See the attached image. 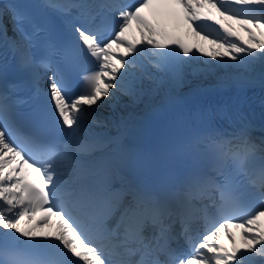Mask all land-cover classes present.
I'll return each mask as SVG.
<instances>
[{
	"label": "snow or ice",
	"instance_id": "1",
	"mask_svg": "<svg viewBox=\"0 0 264 264\" xmlns=\"http://www.w3.org/2000/svg\"><path fill=\"white\" fill-rule=\"evenodd\" d=\"M160 2L0 8V264H264V137L239 108L198 109L201 127L169 146L156 181L134 175L153 157L125 143L142 133L141 111L182 103L189 77L264 83V0H175L207 50L143 16ZM233 224L246 247L221 241Z\"/></svg>",
	"mask_w": 264,
	"mask_h": 264
},
{
	"label": "bare ground",
	"instance_id": "2",
	"mask_svg": "<svg viewBox=\"0 0 264 264\" xmlns=\"http://www.w3.org/2000/svg\"><path fill=\"white\" fill-rule=\"evenodd\" d=\"M242 32V31H241ZM242 34L243 35H245V36H247V33L246 32H242ZM244 36V37H245ZM210 47H211V45H210ZM256 69H257V73H259V72H262V71H264V65L263 64H260V63H258L257 65H256ZM223 72L221 71V72H219V73H217V75L218 76H223ZM191 82H190V86H193V85H197V84H199L200 82H202V81H217V78H215V77H210V78H208V79H199V78H192L191 77ZM260 80V76L259 75H256L255 76V79H254V81H257L258 83L260 82L259 81Z\"/></svg>",
	"mask_w": 264,
	"mask_h": 264
}]
</instances>
